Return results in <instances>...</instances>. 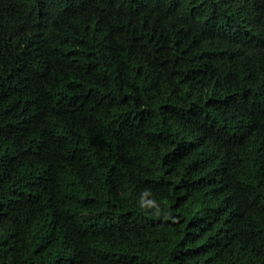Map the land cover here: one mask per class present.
<instances>
[{
	"label": "trees",
	"instance_id": "trees-1",
	"mask_svg": "<svg viewBox=\"0 0 264 264\" xmlns=\"http://www.w3.org/2000/svg\"><path fill=\"white\" fill-rule=\"evenodd\" d=\"M0 264H264V0H0Z\"/></svg>",
	"mask_w": 264,
	"mask_h": 264
},
{
	"label": "bare ground",
	"instance_id": "bare-ground-1",
	"mask_svg": "<svg viewBox=\"0 0 264 264\" xmlns=\"http://www.w3.org/2000/svg\"><path fill=\"white\" fill-rule=\"evenodd\" d=\"M218 115V114H217ZM225 117V116H224ZM219 118V117H218ZM221 119V118H220ZM226 122V121H225ZM232 122V121H231Z\"/></svg>",
	"mask_w": 264,
	"mask_h": 264
}]
</instances>
